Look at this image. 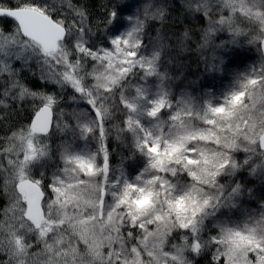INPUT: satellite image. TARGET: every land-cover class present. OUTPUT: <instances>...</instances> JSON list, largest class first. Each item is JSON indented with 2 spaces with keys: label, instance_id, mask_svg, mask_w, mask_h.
<instances>
[{
  "label": "snow or ice",
  "instance_id": "6c2138e0",
  "mask_svg": "<svg viewBox=\"0 0 264 264\" xmlns=\"http://www.w3.org/2000/svg\"><path fill=\"white\" fill-rule=\"evenodd\" d=\"M191 3L205 20L202 46L223 28L246 34L259 60L237 72L225 91L208 90L201 101L185 94L173 102L167 93L149 99L135 86L131 95L121 88L117 108L116 89L130 73L157 72L161 51L147 50L140 38L155 12L136 17L110 48H93L88 33L119 23L109 0H96L104 15L92 24L73 0H0V67L7 66L0 72V106L32 100L31 121L0 137V264H264V191L241 221L214 224L215 231L205 224L253 192L247 176L264 179V0ZM21 8L35 10L33 35L12 14ZM21 57L36 59L45 78L70 86L92 114L62 106L76 96L29 88L11 67ZM89 59L93 66L85 71ZM120 110L123 123L109 125ZM57 129L69 135L53 144ZM124 132L134 135L135 150L146 158L131 179L123 161L110 162L108 137ZM73 138L95 140V151L74 150ZM56 158L61 164L50 175L33 174ZM237 173L233 184L221 183Z\"/></svg>",
  "mask_w": 264,
  "mask_h": 264
},
{
  "label": "rangeland",
  "instance_id": "374dc122",
  "mask_svg": "<svg viewBox=\"0 0 264 264\" xmlns=\"http://www.w3.org/2000/svg\"><path fill=\"white\" fill-rule=\"evenodd\" d=\"M162 1L163 0H123L122 2L125 7L122 12H118L119 23L114 20L107 29L108 33L106 36L99 37L95 33H88L87 45L93 48H110L111 38L126 34L132 28L135 18L142 16L144 11H148L149 13L155 12V17L147 21L158 18V11L161 9V4H163ZM174 2L180 5L182 4L183 6H188L186 12H189L192 18L195 19V16H197L196 13H198V16H202L200 11L192 7L191 0H174ZM146 23L144 25L145 30ZM204 26V17H200V21L194 26L196 31L192 36V40L194 41L193 46L192 42L188 45V47L190 46V48H192V53L188 54L192 55H187L188 58H185L183 61H176L168 58L166 55H172V53L169 50V52L165 51L167 48L161 45V43L158 44V42L154 40L148 41V35L144 33L143 29L140 38L144 41L146 49L151 50L154 48L161 51L157 72L155 75H147L137 68L130 73L126 80L122 82V85L116 89L114 102L117 108H122V106L119 105L121 88H123L124 92L131 95L134 93L135 86H139L146 91L149 99H155L162 93H167L169 99L173 102L180 99L185 94L191 96L195 101H201L204 93L208 90H212L217 94L225 91L227 87L232 84L237 72L243 71L249 65L259 60V53L256 50V46L248 43L246 34L237 36L223 28L215 31L206 47L202 46L201 36ZM7 30H11V22H9ZM183 39L188 40L186 36H184ZM182 47L183 45L181 48ZM185 49H187V47H185ZM179 51H182V49ZM221 60L223 61L222 63ZM93 63L94 62L90 59L87 60L85 63V71L90 70ZM216 65H219V68H217ZM11 67L19 73L21 79L23 77L21 72H28L29 75H38L45 81L47 80L48 88L46 90L42 89L45 92H56L63 95L66 100L69 96L77 97V99L69 101L66 105H62L63 107H76L82 110V113L85 115L92 114L90 106L85 100L79 98L78 94H76L70 86L66 83L61 84L52 77L45 78L42 73L41 65L36 59L21 57V59L14 61ZM177 70L182 72L189 70L190 72L186 75ZM3 71H7L6 65L0 67V72ZM87 83H91V80L88 79ZM22 102V105L25 104L23 106L26 108L28 106L32 108V100L30 98H26ZM144 105L145 107L147 106V101H144ZM3 107L10 111V105H4ZM124 115L125 112L123 110L116 111L113 118L108 121V124L111 125L113 122H120L122 124ZM169 115L170 111L166 109L161 112L160 119L166 121ZM65 119H67V117H65ZM143 122L148 127H152L155 124V121H149L146 118ZM68 135L66 131L61 132L58 129L54 130L51 142L53 144H58L62 140H65ZM108 143L111 152V164L115 167L120 165L121 161H123L122 167L130 179L134 178L146 165V158L135 150V137L132 133L124 132L119 137L110 134ZM72 144L76 151L87 152L95 151L96 149V142L93 139H89L85 142L79 138H73ZM241 158L242 154H239L237 159L239 160ZM60 164L61 161L58 158L48 160L43 164V167L40 165L34 167L33 174H39L40 171H45L50 175ZM237 177H239V173H237L236 176L225 175L221 177V183L233 184ZM184 179L185 178L182 176L181 181H184ZM247 179L254 181L253 192L246 193L243 197L237 198L231 205L222 207L216 211L213 216H209L205 220V224L209 226L212 231H215V228L212 227L214 224L220 222H239L243 219L246 212L257 209L258 205L256 200L258 194L264 191V179H259L255 175L247 176ZM241 182H243V178H241ZM141 203H144V201Z\"/></svg>",
  "mask_w": 264,
  "mask_h": 264
},
{
  "label": "trees",
  "instance_id": "16d2710c",
  "mask_svg": "<svg viewBox=\"0 0 264 264\" xmlns=\"http://www.w3.org/2000/svg\"><path fill=\"white\" fill-rule=\"evenodd\" d=\"M122 1L123 0H109L110 4L116 6L118 12H122L125 7ZM36 2L42 3L43 0H36ZM162 2L163 4H161V9L158 11V18L147 21L146 30L144 29V33L148 35V41H157L158 44L161 43V45H164L167 48L165 51H170L172 53V55H166L168 58L172 60L174 59L176 61H183L185 58H188L187 55H192L188 54L192 53V48H190V46L188 47V45L192 42L193 46L194 41L192 40V36L196 31L194 26L196 23L198 24L200 17L202 18L203 16L199 15V17L198 13H196L197 16H195V19L192 18V15L189 12H186L188 6H183L182 4L180 5L179 3L174 2V0H163ZM73 3L81 5L87 9L89 13V24H92L95 18L104 15L100 7L96 5V0H73ZM107 29L96 30L90 33H95L99 37H102L106 36L108 33ZM185 31L188 33V37L186 35L188 40L183 39L184 36L181 35ZM176 36H181V41L179 43H177L174 39ZM165 37L167 39H165ZM182 45L183 47L181 48ZM185 47H187V49H185ZM181 49L182 51H179ZM178 72L187 75L190 71L187 70L184 72ZM21 73L23 75L22 80L28 85L29 88H32L33 90H46L48 88V81L40 78V76L29 75L28 72ZM22 103V101L12 100L8 104L10 105V111L6 110L5 107L0 106V137L8 134L12 129L27 124L31 121L32 108L30 106L26 108L23 106L25 104L22 105Z\"/></svg>",
  "mask_w": 264,
  "mask_h": 264
},
{
  "label": "water",
  "instance_id": "95a60500",
  "mask_svg": "<svg viewBox=\"0 0 264 264\" xmlns=\"http://www.w3.org/2000/svg\"><path fill=\"white\" fill-rule=\"evenodd\" d=\"M12 14L20 19L22 26L25 28V30L28 32L29 35L34 34L32 22L36 16L35 10L29 8H21L16 10Z\"/></svg>",
  "mask_w": 264,
  "mask_h": 264
}]
</instances>
